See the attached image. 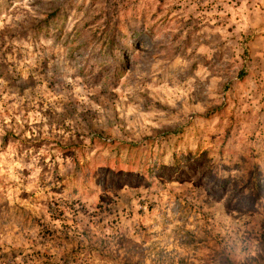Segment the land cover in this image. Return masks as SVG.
<instances>
[{"label":"rangeland","instance_id":"1","mask_svg":"<svg viewBox=\"0 0 264 264\" xmlns=\"http://www.w3.org/2000/svg\"><path fill=\"white\" fill-rule=\"evenodd\" d=\"M0 264H264V0H0Z\"/></svg>","mask_w":264,"mask_h":264}]
</instances>
